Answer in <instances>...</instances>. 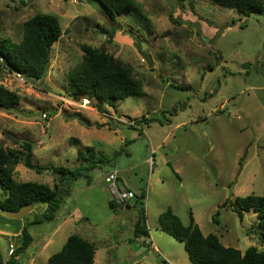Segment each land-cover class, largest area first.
Instances as JSON below:
<instances>
[{"label": "rangeland", "instance_id": "rangeland-1", "mask_svg": "<svg viewBox=\"0 0 264 264\" xmlns=\"http://www.w3.org/2000/svg\"><path fill=\"white\" fill-rule=\"evenodd\" d=\"M134 1L138 9L112 22L91 0H0V40L20 42L23 23L37 14L57 17L62 30L42 80L0 68V85L19 97L13 111H0V149L22 152L26 142L34 164L70 171L88 166L79 152L102 161L83 172L89 180L69 184L52 220L28 225L32 242L18 255L19 264H46L71 235L94 244L95 264H191L183 244L160 229L158 217L169 208L184 225L191 214L201 233L216 236L224 247L264 249L256 214L245 213L240 221L220 208L227 200L261 196L264 189V10L245 17L207 0ZM82 45L130 67L144 96L114 108L95 99L83 107L84 95L70 97L67 75L80 64ZM112 169L118 188L134 193L124 204L112 200L104 183ZM14 179L60 184L57 175L36 173L22 162ZM142 194L148 236L135 240ZM4 198L0 189V202ZM110 202L116 207L110 209ZM36 208L23 225L46 210ZM11 220L13 246L19 220ZM8 246L0 235L4 262Z\"/></svg>", "mask_w": 264, "mask_h": 264}, {"label": "trees", "instance_id": "trees-1", "mask_svg": "<svg viewBox=\"0 0 264 264\" xmlns=\"http://www.w3.org/2000/svg\"><path fill=\"white\" fill-rule=\"evenodd\" d=\"M89 1V0H87ZM101 8V13L110 21L122 12L138 9L134 0H91ZM224 9L233 10L248 17L261 15L264 10V0H207ZM114 32V31H113ZM62 30L57 17L48 14H37L22 25V36L18 43L9 39L0 40V68L7 73L19 75L28 80H42L48 70L51 48L61 37ZM113 34V33H112ZM82 60L78 66L69 71L68 87L70 97L77 99L81 95L95 99L111 108L118 101L129 97L142 98V84L132 76L131 68L114 59L112 56L82 45ZM19 103L16 93L0 85V111H13ZM85 127L89 125L82 122ZM99 128L100 125H95ZM22 152L9 148L0 149V189L5 198L0 202V211H18L24 206H46L43 214L28 221L22 228L21 245L14 249L6 262L0 254V264H19L18 255L28 249L32 242L28 234V225L49 221L60 209L63 194L69 192V184L80 177H87L83 172L96 168L102 161H92L84 153L79 152L78 158L88 163L87 167H78L72 171L47 165L40 167L33 163L32 147L29 143L20 144ZM89 160V162H88ZM22 162L23 166L36 173L49 171L59 177L60 184L50 188L47 185L35 183H18L14 179V169ZM89 180V179H88ZM89 183V181H88ZM142 194L139 198L140 208L133 229V238H146V217L143 209ZM116 205L109 203V208ZM230 209L242 221L244 214L252 211L256 214V229L259 232V244L264 245V189L261 196L248 195L236 198L234 202L227 200L220 206ZM219 211L214 221H218ZM160 229L174 240L182 243L187 258L191 264H264V249L255 246L248 247L243 253L233 248L224 247L214 235L204 236L195 224L192 215L184 225L177 215L169 208L158 217ZM95 246L78 235L67 238L60 251L52 254L46 264H95Z\"/></svg>", "mask_w": 264, "mask_h": 264}, {"label": "built area", "instance_id": "built-area-1", "mask_svg": "<svg viewBox=\"0 0 264 264\" xmlns=\"http://www.w3.org/2000/svg\"><path fill=\"white\" fill-rule=\"evenodd\" d=\"M17 77H20L17 75ZM81 105L83 107L90 106L91 101L87 97H83L81 99ZM45 117V116H43ZM104 183L107 186L108 192L112 198V200L116 204H124L130 199L134 198V193L130 190L122 189L120 190L117 186L118 183V172L114 169H112L107 175L104 177Z\"/></svg>", "mask_w": 264, "mask_h": 264}, {"label": "crops", "instance_id": "crops-1", "mask_svg": "<svg viewBox=\"0 0 264 264\" xmlns=\"http://www.w3.org/2000/svg\"><path fill=\"white\" fill-rule=\"evenodd\" d=\"M36 207H33L32 208V211H31V215H33V213H35L34 212V209H35ZM38 208V207H37ZM36 208V209H37ZM25 218H28V217H25ZM24 218V219H25ZM77 218H78V216H77ZM24 219H22V220H19L16 224V227H15V229H16V232H17V235H16V237L19 239V242L17 243H14L13 244V246H11L12 244H11V241H12V237L11 236H13V234L11 235L10 233H11V225H12V220L11 219H9V218H6L3 214L1 215L0 214V221H2V223H3V225L1 226V228H2V231H0V235L1 236H3L4 238H6L7 239V241L9 242V246H8V257H9V255H10V253L14 250V249H16V248H18L20 245H21V239H20V236H21V234H19L18 232H21V230H22V228H23V220ZM15 226V225H14ZM57 231V229L55 230V232ZM10 234V235H9ZM14 236H15V234H14ZM48 243H50V240L49 239H47V241L45 242V244L44 245H47ZM1 254V253H0ZM4 262V261H3Z\"/></svg>", "mask_w": 264, "mask_h": 264}, {"label": "water", "instance_id": "water-1", "mask_svg": "<svg viewBox=\"0 0 264 264\" xmlns=\"http://www.w3.org/2000/svg\"><path fill=\"white\" fill-rule=\"evenodd\" d=\"M84 1H86V0H84ZM134 40H135V45L134 46H135V49H136L137 53L141 56L143 61L147 64V67L149 69L153 70V63L151 61V58L149 57V55L146 52L142 51L140 42L137 39H134ZM31 211H32V207L31 206H24V207L20 208L18 211L2 210L1 213L6 218L14 219V220H22Z\"/></svg>", "mask_w": 264, "mask_h": 264}]
</instances>
